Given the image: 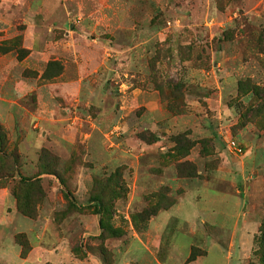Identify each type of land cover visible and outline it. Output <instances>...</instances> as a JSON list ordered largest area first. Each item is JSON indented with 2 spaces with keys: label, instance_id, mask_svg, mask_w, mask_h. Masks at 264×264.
<instances>
[{
  "label": "rangeland",
  "instance_id": "374dc122",
  "mask_svg": "<svg viewBox=\"0 0 264 264\" xmlns=\"http://www.w3.org/2000/svg\"><path fill=\"white\" fill-rule=\"evenodd\" d=\"M0 131V264H263L264 0H0Z\"/></svg>",
  "mask_w": 264,
  "mask_h": 264
},
{
  "label": "built area",
  "instance_id": "2783aa9c",
  "mask_svg": "<svg viewBox=\"0 0 264 264\" xmlns=\"http://www.w3.org/2000/svg\"><path fill=\"white\" fill-rule=\"evenodd\" d=\"M230 147L236 153H240L242 151V147L237 142H235V141H231L230 142Z\"/></svg>",
  "mask_w": 264,
  "mask_h": 264
},
{
  "label": "trees",
  "instance_id": "16d2710c",
  "mask_svg": "<svg viewBox=\"0 0 264 264\" xmlns=\"http://www.w3.org/2000/svg\"><path fill=\"white\" fill-rule=\"evenodd\" d=\"M3 140H4V135L0 131V147L2 145ZM16 156L17 155L15 153L11 154V157H13V158H16ZM262 232H264V222L262 223ZM262 238H264V234L262 235ZM263 264H264V260H263Z\"/></svg>",
  "mask_w": 264,
  "mask_h": 264
}]
</instances>
